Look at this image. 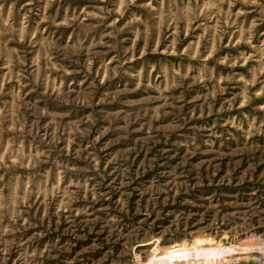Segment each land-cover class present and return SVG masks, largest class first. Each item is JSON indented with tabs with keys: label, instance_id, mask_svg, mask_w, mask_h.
Segmentation results:
<instances>
[{
	"label": "rangeland",
	"instance_id": "obj_1",
	"mask_svg": "<svg viewBox=\"0 0 264 264\" xmlns=\"http://www.w3.org/2000/svg\"><path fill=\"white\" fill-rule=\"evenodd\" d=\"M193 242L264 244V0H0V264Z\"/></svg>",
	"mask_w": 264,
	"mask_h": 264
},
{
	"label": "bare ground",
	"instance_id": "obj_2",
	"mask_svg": "<svg viewBox=\"0 0 264 264\" xmlns=\"http://www.w3.org/2000/svg\"><path fill=\"white\" fill-rule=\"evenodd\" d=\"M192 243V241H191ZM153 264H223L227 260L237 261L242 258L264 259V244L246 245L202 244L195 243L182 248L169 247L167 251H156L151 254Z\"/></svg>",
	"mask_w": 264,
	"mask_h": 264
}]
</instances>
